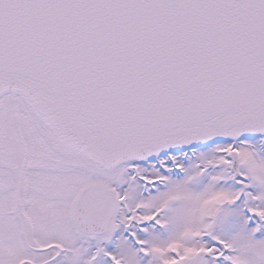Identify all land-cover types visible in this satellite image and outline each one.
I'll list each match as a JSON object with an SVG mask.
<instances>
[{"label":"water","instance_id":"water-1","mask_svg":"<svg viewBox=\"0 0 264 264\" xmlns=\"http://www.w3.org/2000/svg\"><path fill=\"white\" fill-rule=\"evenodd\" d=\"M7 84L107 169L264 134V0H0ZM82 193L81 228L102 232L113 193Z\"/></svg>","mask_w":264,"mask_h":264},{"label":"rangeland","instance_id":"rangeland-1","mask_svg":"<svg viewBox=\"0 0 264 264\" xmlns=\"http://www.w3.org/2000/svg\"><path fill=\"white\" fill-rule=\"evenodd\" d=\"M232 149L219 145L206 153L194 151V159L172 157L169 164L161 160L159 168L140 167L147 183L160 181L147 193L138 180L127 185L128 167L124 175L122 166L108 173L107 180L116 187L110 186L126 199L117 220L130 223L124 229L111 222L106 236L81 250V263L183 264L176 259L202 247L225 253L219 264H264V152L259 141L238 146L242 178L235 183L223 154ZM170 166L182 175L169 173ZM119 172L123 178L118 182ZM98 174L104 175L95 171L94 176ZM113 235L117 238L110 242ZM94 246L99 252L89 251L88 256L86 249Z\"/></svg>","mask_w":264,"mask_h":264},{"label":"flooded vegetation","instance_id":"flooded-vegetation-1","mask_svg":"<svg viewBox=\"0 0 264 264\" xmlns=\"http://www.w3.org/2000/svg\"><path fill=\"white\" fill-rule=\"evenodd\" d=\"M80 168L78 152L61 144L20 95L0 99V264H82L81 250L96 237L75 225V204L82 187L107 185V178L85 182L91 176L80 177Z\"/></svg>","mask_w":264,"mask_h":264}]
</instances>
